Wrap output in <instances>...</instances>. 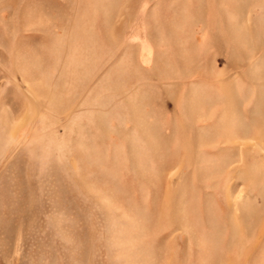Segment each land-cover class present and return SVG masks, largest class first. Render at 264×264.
I'll list each match as a JSON object with an SVG mask.
<instances>
[{
  "label": "rangeland",
  "instance_id": "obj_1",
  "mask_svg": "<svg viewBox=\"0 0 264 264\" xmlns=\"http://www.w3.org/2000/svg\"><path fill=\"white\" fill-rule=\"evenodd\" d=\"M0 264H264V0H0Z\"/></svg>",
  "mask_w": 264,
  "mask_h": 264
}]
</instances>
